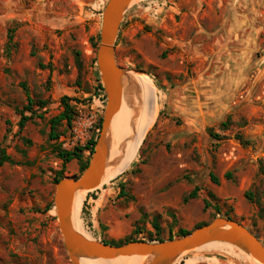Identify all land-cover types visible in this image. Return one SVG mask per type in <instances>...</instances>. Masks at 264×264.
I'll list each match as a JSON object with an SVG mask.
<instances>
[{"label":"rangeland","instance_id":"374dc122","mask_svg":"<svg viewBox=\"0 0 264 264\" xmlns=\"http://www.w3.org/2000/svg\"><path fill=\"white\" fill-rule=\"evenodd\" d=\"M107 1L98 0L96 25L72 19L52 30L35 12L0 24V146L14 163L0 167V264H70L53 198L55 179L78 175V165L63 167L55 151L83 149L99 135L106 98L96 51ZM197 1L178 10V0H136L121 21L116 63L150 91L157 116L130 168L85 194L78 217L91 240L120 243L137 229L146 241L157 222L167 241L228 216L264 246V0ZM27 97L46 106L33 108L36 116L19 132ZM63 97L76 116L54 143L48 121L62 112ZM77 118L91 123L79 138ZM194 189L197 198L183 204ZM188 258L253 262L238 249L210 244L173 264Z\"/></svg>","mask_w":264,"mask_h":264},{"label":"water","instance_id":"95a60500","mask_svg":"<svg viewBox=\"0 0 264 264\" xmlns=\"http://www.w3.org/2000/svg\"><path fill=\"white\" fill-rule=\"evenodd\" d=\"M132 2L134 0H108L103 10L96 51V66L106 98L101 128L84 172L77 178H63L55 188V217L70 264H79L81 259L112 261L133 257L146 258L147 261L143 264H173L184 255L211 243L227 244L264 264L262 243L239 223L223 218H216L184 237L152 243L140 240L122 246L86 240L73 230L70 222L73 196L82 191L97 190L105 174L108 157L107 132L121 104L122 75L125 73L116 63L114 44L121 21Z\"/></svg>","mask_w":264,"mask_h":264},{"label":"bare ground","instance_id":"6f19581e","mask_svg":"<svg viewBox=\"0 0 264 264\" xmlns=\"http://www.w3.org/2000/svg\"><path fill=\"white\" fill-rule=\"evenodd\" d=\"M156 116L157 110L150 91L145 89L139 80L133 78L131 72L123 73L121 104L118 112L112 118L107 132L108 157L105 174L99 187L121 176L124 170L131 164L147 132L155 122ZM86 193V191H82L73 196L70 205V222L73 230L78 235L86 240H91L83 231L81 221L78 217L80 204L84 201ZM250 259L253 261L252 264H261L251 257ZM145 261L147 259L142 257L116 259L112 261L81 259L79 264H97L98 262L104 264H143Z\"/></svg>","mask_w":264,"mask_h":264},{"label":"trees","instance_id":"16d2710c","mask_svg":"<svg viewBox=\"0 0 264 264\" xmlns=\"http://www.w3.org/2000/svg\"><path fill=\"white\" fill-rule=\"evenodd\" d=\"M15 29H8L7 30V50L10 48V46H12V41H13V34H14ZM94 48H96V46H94ZM98 89L100 92L103 91L102 86L99 84ZM61 104H62V112L51 118L48 121V125L50 128L49 134H48V140L50 142H54L56 143L60 134L58 132V129L65 125L67 128L71 127L72 122L74 121V118L76 116V111L74 109V107L72 105H70V99H68L67 97H63L61 99ZM46 106V103L43 101H33L32 99H30L29 97H27V105L22 109V111H20V116L21 119L18 123V127H19V132H21L25 126V124L32 120V118L34 116H36V111L33 110V108H37V110H43ZM25 112H29L30 113V117H26L24 116ZM223 127H225V125H222ZM237 140H239L240 142H242V144L247 145V142H243L241 137H237ZM88 147H85L83 149H79L76 148L71 152H64V151H60L58 148L56 149V155L57 157L62 161L63 167L72 162V161H76L77 165H78V175H74L72 176V178H77L79 177L84 170L86 169L88 163H89V159L90 156L94 150V146H95V142L91 141L90 143H88L87 145ZM84 151H88L89 152V157L84 159L82 153ZM138 154H136L135 158H137ZM8 164V165H13V161L10 159V157H8L4 151V149L1 148L0 146V167H2L3 165ZM130 167L126 168L124 170V172L122 174H124ZM121 174V175H122ZM228 176V175H227ZM120 177V176H119ZM118 177V178H119ZM62 180V177H59L58 179H55V185H57V183ZM211 180L214 184H218V180L211 176ZM197 189H194L193 191H191L189 194H187L183 200L182 203L183 204H187L190 200H194L197 198ZM121 197H126L125 193L123 191H121L120 193ZM212 197V195H210ZM245 198L247 200H250V193H246L245 194ZM204 210L208 209L210 207L209 203L207 201H204ZM52 205H49L46 209V212H48L51 209ZM215 212L217 213V215H219V209L217 207L214 208ZM225 219L227 220H232L230 217L225 216ZM155 220H157L155 218ZM206 225L205 223H201L196 225L191 231H184V230H179L177 232V236L176 238H180V237H184L187 234H189L190 232H192L193 230L202 227ZM153 230H154V236L149 234V237L147 238V242L152 243V242H162L164 241L163 239L159 238V233L161 231L159 225L157 222L153 223ZM140 235V232L137 229H134L129 235L128 237L125 239V241L120 242V243H112V242H106V241H102L101 243L107 244V245H111V246H122L125 245L127 243L130 242H136V241H140V239H138V236ZM174 239L173 236H169L167 238V240H172ZM223 245V244H221Z\"/></svg>","mask_w":264,"mask_h":264},{"label":"crops","instance_id":"0c3cea01","mask_svg":"<svg viewBox=\"0 0 264 264\" xmlns=\"http://www.w3.org/2000/svg\"><path fill=\"white\" fill-rule=\"evenodd\" d=\"M177 9L181 10L197 0H178ZM98 0H0V24L5 25L22 19L20 14L37 13L42 15L44 24L49 29H58L71 23L72 19L84 22L96 21L100 14ZM132 8V7H130ZM91 224L94 222L91 220ZM182 264H195L194 258L182 260Z\"/></svg>","mask_w":264,"mask_h":264},{"label":"built area","instance_id":"2783aa9c","mask_svg":"<svg viewBox=\"0 0 264 264\" xmlns=\"http://www.w3.org/2000/svg\"><path fill=\"white\" fill-rule=\"evenodd\" d=\"M76 125L77 127L73 130V135L74 137L78 138L83 135L85 126H87V128L91 127V123L89 121H86V123H84V119L82 118H77Z\"/></svg>","mask_w":264,"mask_h":264}]
</instances>
